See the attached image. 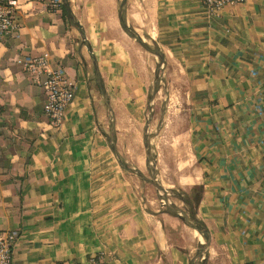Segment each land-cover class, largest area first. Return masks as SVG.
Instances as JSON below:
<instances>
[{"label":"crops","instance_id":"obj_1","mask_svg":"<svg viewBox=\"0 0 264 264\" xmlns=\"http://www.w3.org/2000/svg\"><path fill=\"white\" fill-rule=\"evenodd\" d=\"M48 1L18 0L15 31L0 38V230L18 232L12 264L192 263L197 232L128 169L148 171L167 93L162 123L175 126L185 168L170 180L156 151V180L201 187L188 204L210 235L205 264H264V0L218 15L199 0H68L97 70L62 0ZM45 52L75 85L59 127L18 63Z\"/></svg>","mask_w":264,"mask_h":264},{"label":"built area","instance_id":"obj_2","mask_svg":"<svg viewBox=\"0 0 264 264\" xmlns=\"http://www.w3.org/2000/svg\"><path fill=\"white\" fill-rule=\"evenodd\" d=\"M211 15H218L225 4H241L245 0H199ZM53 9H59L61 0H49ZM18 0H0V38L13 34ZM18 63L37 81L45 92V116L55 126L62 123L65 108L74 99L75 85L67 78L62 66L51 64L49 54L24 57ZM42 76V78H40ZM18 237L16 230H0V264H12L13 246ZM94 260L92 259V262Z\"/></svg>","mask_w":264,"mask_h":264},{"label":"rangeland","instance_id":"obj_3","mask_svg":"<svg viewBox=\"0 0 264 264\" xmlns=\"http://www.w3.org/2000/svg\"><path fill=\"white\" fill-rule=\"evenodd\" d=\"M161 71L162 70H161V66H160L159 68H157V78L158 79H160L163 76L161 74ZM164 79H165L164 83L167 84L168 80L166 79L165 76H164ZM156 85H157V83H156ZM168 96H169L168 93L167 94H160L159 100L155 103V109L157 106L162 105V108H160V106H159L158 109L154 110V112L157 111V114H155V120L157 119L158 113H160V118H159L160 122L156 125H152L151 126L152 128L149 131L150 134L152 136H154V138L152 141V143H153L152 150H151V146L149 145L150 148H149L148 160L150 161V166L148 168V171H144L143 174H145L148 177L151 176V177L156 178L157 169L155 168V163H156L155 157H157V155H156L157 153H155V152L159 151L158 152L159 155L157 157L158 166L162 170V173L171 180L172 177H174V176L178 177L179 174L181 173L182 168H185V167H183L182 164L177 160V158H178L177 152H178V155L180 153V150H177V148H180V147H179V143L172 139V132H173V134H175V129H174L175 126L174 127L172 125L168 126V125H164L162 123L163 118H164L163 113H165V111H167L166 106L170 102ZM170 98H171V96H170ZM154 112H153V114H154ZM152 116L153 115L151 114L150 118ZM158 132H162V138L161 139H159V137H155V135H157ZM150 134L147 136H150ZM158 136H159V134H158ZM176 150H177V152H176ZM173 172L175 175H173ZM170 174H172V177H169ZM147 184L150 186L149 188H151L150 190L152 192V197H155V192H157V194L160 198L159 203L162 204L161 206H163V200H162V196L160 195V193L157 191V189L152 184H150L148 182H147ZM168 191H169V198H170L169 200L171 203H173V204L181 207L182 209H184L187 212V214H190V215L193 214L192 206H190V204H188V202L194 201V197H195L196 192L193 191V189H189L188 191H185V190H182V189L177 187L176 189H170ZM181 201H185V202L182 203ZM200 240L202 242L201 238H200ZM199 248H200V246H199ZM206 256H207V253H206ZM201 264H205V259L201 261Z\"/></svg>","mask_w":264,"mask_h":264},{"label":"water","instance_id":"obj_4","mask_svg":"<svg viewBox=\"0 0 264 264\" xmlns=\"http://www.w3.org/2000/svg\"><path fill=\"white\" fill-rule=\"evenodd\" d=\"M62 3L65 6L66 9V15L68 17V20L72 23V25L77 28L83 38V42L85 44V46H87V42H86V38H85V34L83 32V29L81 28V26L79 24H77L76 22H74V20L72 19L71 13H70V9H69V3L68 0H62ZM122 7V6H121ZM120 7V9H121ZM119 22L123 28V30L132 38H134L137 42H139L145 49H147L148 51L153 52V49L150 48V46H148V44L136 33H134L129 26L126 24V22L123 19V16L121 15V10H119ZM87 50L90 53L93 62H94V67L95 70H97V63L95 60V57L93 56L91 50L89 49V47L87 46ZM153 98V97H152ZM151 98V99H152ZM103 100L105 102V104L107 105L108 109H109V116H110V120H111V124H110V141L111 144H114V137H113V124H112V114H111V109L110 106L108 105V102L106 100V98L103 96ZM119 163L121 164V166L126 167V165H124V163L119 159ZM128 169H131L134 172H137L143 179H145V181H147L148 183L152 184L157 191L160 193V195L162 196V200H163V205L165 206V208L176 214L177 216H179L183 222L190 227L191 229L195 230L197 232V234L199 235V237L202 239V242L200 244V248H199V252L197 254V258L194 259L192 261L191 264H201V261L205 259L206 257V253H207V248L209 246L210 243V235L208 233V231L203 228L202 224L197 221V219L195 218L194 214L190 215L187 214V212L182 209L181 207L173 204L170 202V198H169V191L167 189H165L154 177H148L145 174H143L140 170L135 169L133 167H128Z\"/></svg>","mask_w":264,"mask_h":264},{"label":"trees","instance_id":"obj_5","mask_svg":"<svg viewBox=\"0 0 264 264\" xmlns=\"http://www.w3.org/2000/svg\"><path fill=\"white\" fill-rule=\"evenodd\" d=\"M193 191L196 192L195 197H194V202H197L198 199H199V196H200L201 187H199V186L198 187H194Z\"/></svg>","mask_w":264,"mask_h":264},{"label":"bare ground","instance_id":"obj_6","mask_svg":"<svg viewBox=\"0 0 264 264\" xmlns=\"http://www.w3.org/2000/svg\"><path fill=\"white\" fill-rule=\"evenodd\" d=\"M137 32H138V30H137ZM138 33H139V32H138ZM193 232H194V231H193ZM193 232H192V233H193ZM196 258H197V255L195 256V258H194V259H196Z\"/></svg>","mask_w":264,"mask_h":264}]
</instances>
